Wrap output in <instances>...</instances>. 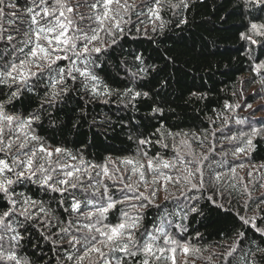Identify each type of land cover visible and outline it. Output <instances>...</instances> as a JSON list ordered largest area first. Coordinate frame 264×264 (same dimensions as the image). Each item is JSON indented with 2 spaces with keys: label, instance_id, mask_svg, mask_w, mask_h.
<instances>
[{
  "label": "trees",
  "instance_id": "obj_1",
  "mask_svg": "<svg viewBox=\"0 0 264 264\" xmlns=\"http://www.w3.org/2000/svg\"><path fill=\"white\" fill-rule=\"evenodd\" d=\"M25 2L31 6V0H20L21 5ZM96 2L67 0L74 11L66 15L89 35L90 28L98 27L93 13L103 11L100 6L91 8ZM125 2L130 6L127 11L116 3L110 5L113 13L120 14L115 19L122 16L126 21L121 23L122 32H114L116 43L112 44V35L101 31L104 47L101 53H93L86 65L99 78V94L91 91L90 83L85 87L84 78L76 73V81L66 80L69 91L49 106L46 100L51 89L46 73L43 79L30 81L31 90L23 88L19 98L5 103L8 115L38 117L30 125L29 135L39 139L29 147L38 148L42 143L49 151L66 149L78 158L74 161L67 154H54L51 165L46 156L38 158L37 164L56 168L55 179L65 178L64 172L71 170L61 169L57 161L81 168V172L76 173L80 179L72 181L77 187L65 193L27 180L11 185L7 196L0 192V214L13 207L9 197L17 201L15 215L0 224V255L15 253L19 264H76L84 248L82 237L87 230L83 225L97 220L86 213L105 206L110 196L124 202L108 210L103 224L135 222L137 226L126 231L133 233L137 248L142 249L145 241L153 243L149 233L155 237L153 255L138 251L134 257H125L124 264H143L145 259L149 264H245L257 246L264 247V67L257 68L264 63V36L251 34L252 23L264 25V6L254 0H160L159 5L156 0H120L121 5ZM77 12L85 17L83 22ZM0 23L9 28L6 18ZM114 23L109 20L106 26ZM73 34L74 28H70L67 35ZM77 44L82 47V42ZM6 47L0 42V56L10 59ZM67 55L71 60L57 61L58 67L70 68L75 61L83 70V58L77 59L71 52ZM13 91L15 86L0 84V102H7ZM136 92L148 95L133 98ZM253 129L256 135H252ZM17 136L24 139L17 127L5 124V141ZM140 140L149 143L141 145ZM241 148L243 152L237 151ZM16 154L14 146L10 154L0 153V159L11 164V155ZM128 159L134 163H122ZM165 162L170 166L165 168ZM106 163L108 176L100 167L83 171L88 165ZM138 164L144 166L140 169L143 180L139 172H132ZM197 168L203 173L202 189L191 187V183H199V173L189 178L191 182L184 179L189 170ZM6 175L14 179L12 173ZM164 176L174 182L166 183ZM126 184L134 185L133 189L125 188ZM153 191L152 203L134 198L139 193L149 197ZM26 198L37 205L21 203ZM74 200L80 202L78 211L71 208ZM193 207L198 211H190ZM25 208L31 219L20 215ZM6 225L23 240L13 241L15 232ZM64 228L67 231L61 232ZM74 236L81 243H69ZM167 238L177 244L167 243ZM234 242L237 251L227 257ZM160 248L164 253L157 251ZM121 256L117 251L108 259L115 264V258ZM255 258L257 264H264L258 253ZM0 264L15 262L0 259Z\"/></svg>",
  "mask_w": 264,
  "mask_h": 264
},
{
  "label": "snow or ice",
  "instance_id": "obj_2",
  "mask_svg": "<svg viewBox=\"0 0 264 264\" xmlns=\"http://www.w3.org/2000/svg\"><path fill=\"white\" fill-rule=\"evenodd\" d=\"M252 2V0H248ZM258 5L264 6V0H254ZM116 3L123 7L125 11L130 7L126 2L120 4V0H97L96 3L91 5L92 9H97L98 6L102 7V13H93L95 20L98 22V27L90 28L91 35L89 32L83 31L80 28H76V21L71 19L66 13H73V8L67 3V0H52V6L49 7V0H31V6H28L25 2L24 5L20 4V0H0V21L7 19L9 28H5L2 23H0V42H5L8 47L4 49L5 52L11 53V58L6 59L4 56H0V84H7L10 88L15 86L16 91L11 92L7 102H0V153L10 154L13 147H16L17 154L11 155V164L8 163L6 159H0V192L6 194L10 193V186L15 183H20L22 181H30L37 183L39 186L45 188L46 190H51L53 192L65 193L68 191V188H76L77 184L73 183V180H79L80 177L76 173L81 172V168L75 167L74 165H59L61 169H71L64 172L63 179H55L53 173L56 172V168L45 167L44 163L37 164V159H44L46 156L48 159L47 163L52 164L51 157L61 154H67L71 157L72 160H77L76 156H71L66 149L56 148L54 151H49L41 143L38 148L29 147L31 141H38V137L35 135H29L30 125L38 117L29 116L27 118H21L18 116L8 115L5 112V103H10L11 101L17 99L21 95V89L27 88L31 90L30 81L33 78L41 80L44 78L45 74H49L48 84L51 91L48 93V98L46 102L51 106L52 101H55L58 97H61L63 93L69 91L66 80L71 79L73 81L77 80L76 73L80 77L84 78L85 87H88L89 83L91 84V91L93 93L99 94L97 89V84L99 78L93 75L87 68V62L93 53H101L104 44L100 40V32L105 31L109 35H112V44L116 43L114 38V32L120 31L121 23L123 17L121 16L119 20H116V16L120 15L119 12L113 13V10L110 8V5ZM157 5H159L160 0H156ZM134 7V5L132 6ZM6 9L8 11H6ZM154 15L158 17V13L150 9ZM57 12L59 13L57 15ZM76 15L79 17V21L83 22L85 20L84 16L79 15L77 12ZM27 17V19H24ZM63 17V19H61ZM91 19V17H89ZM109 20H115V23L111 27H107V22ZM19 22V24H17ZM70 28H74V34L69 36L67 33ZM11 29V31H10ZM251 29L257 35L264 36V25H257L256 23L251 24ZM15 33V34H13ZM79 33V34H75ZM242 38L252 40L250 36H244ZM77 41L82 42V47L77 44ZM255 40H252V43H255ZM96 43H100V47L95 46ZM27 49V51H25ZM71 52L73 56L77 59L83 58L85 60V67L81 70L76 66V62L72 61V67L70 68H60L57 66V61L60 60H71V57L67 53ZM58 53H63L60 55ZM139 59V57L137 58ZM264 67V63L257 65V68ZM33 68L36 70L33 71ZM55 73V76L51 74ZM131 91V90H129ZM107 95V90L105 91ZM140 95L147 96V93L141 94L136 92L133 98ZM43 106V105H42ZM249 107H251L249 105ZM158 111V109H154ZM7 124L10 128L15 126L17 127L24 136V139L21 140L20 136H17L15 140L9 138L7 141L4 139V126ZM257 130H252V135H256ZM141 145L149 143L147 140H140ZM248 144H251V139L248 140ZM237 151L243 152L244 149H238ZM37 153L41 155L38 157ZM146 155V153H145ZM235 155V153H234ZM23 157L21 159L20 157ZM83 164V161H81ZM122 163L133 164L134 162L130 159L122 161ZM138 163V162H137ZM165 168L170 165L165 162L163 165ZM102 168L103 174L108 176V166L107 163L103 166L97 165H88L87 168H84L83 171L87 172L88 168ZM144 166L143 164H138V167L134 166L132 168L133 174L139 172L140 179H144V172L140 171ZM148 167L153 168L152 160L148 161ZM118 171V169H117ZM235 170L233 169V172ZM6 173H12L13 178H8ZM199 173L200 180L199 183H191L192 189L204 187L203 173L200 168L195 169V172L189 170V176L184 177L185 180L190 181V177ZM100 173L98 172L97 175ZM89 175H91L89 173ZM251 175V173H249ZM131 179V177H129ZM163 179L165 182L173 181V178L170 176H164ZM216 179L219 180L220 176L217 175ZM153 184L156 183L154 179ZM174 182V181H173ZM66 185L67 187H62ZM125 188L130 191L133 189L134 185L126 184ZM98 191V189H97ZM105 194H107L108 189L105 186ZM156 195L155 191L151 193V196L145 197L144 193H139L134 198L136 200L147 201L152 203L151 197ZM10 199V203L13 207H10L7 211L0 214V224H4L5 218L10 217V215H15V205L17 201L15 199ZM108 202L105 206H100L96 208V212L86 213L87 217L91 218L94 215L97 217L96 223H87L83 225V228L87 231L83 234L82 242L84 245L82 254L76 257V264H83L85 259L89 260V264H112V261L108 257L114 252H120L123 256L115 258V264H124L125 257L131 258L137 255L138 251H143L146 255H153V243L155 242V237L149 233V238L153 243L145 241L144 246L137 248V241L131 231H126V229H133L137 225L135 222L126 224L121 222L117 225H106L102 223V219L105 217L109 209H112L116 206L117 203H123L124 201H114L109 196ZM126 199H129L126 197ZM191 199H196V197H191ZM213 203L215 200L213 197H208ZM21 203L25 205L36 206L37 202L31 200L30 198L24 199ZM87 203L91 204L92 201ZM142 207H146L147 203H142ZM135 207V205H133ZM222 207V205H221ZM71 208L73 211H78L80 209V202L73 201ZM43 211V209H41ZM192 212H197L198 209L193 207L190 209ZM21 216H24L25 219H31L30 214L25 208L20 212ZM125 219H127V214H125ZM241 219L244 223H250L249 220ZM97 224H100V227H97ZM9 231L15 232V229L11 225H6ZM255 227V225H253ZM61 232H66L67 229H61ZM78 231H80L78 229ZM162 231V229H158ZM257 231H262L257 229ZM199 235V234H198ZM244 233H239V236H243ZM2 239V237H0ZM11 239L17 243L23 240V237L19 232H15V235ZM167 243L177 244V241L167 238ZM69 243L79 244L81 240H78L75 236L72 238V241ZM104 249H108L106 252ZM183 250L187 253L189 251L187 245H184ZM157 251L164 253L165 249L160 248ZM175 251V249H173ZM237 251V244L234 242L230 250L226 253L227 257L233 256ZM259 254L261 259H264V247L257 246L255 252L252 253L253 258L248 261L245 260V264H257L256 254ZM93 254L95 258L93 259ZM160 259L159 256L155 257ZM0 259H7L9 262L17 261L15 253H9L6 257L0 255ZM71 255L68 256V260H72ZM143 264H149V260L145 259Z\"/></svg>",
  "mask_w": 264,
  "mask_h": 264
},
{
  "label": "rangeland",
  "instance_id": "obj_3",
  "mask_svg": "<svg viewBox=\"0 0 264 264\" xmlns=\"http://www.w3.org/2000/svg\"><path fill=\"white\" fill-rule=\"evenodd\" d=\"M260 31H264V29H260ZM251 34L257 35L255 32L252 31V29H251Z\"/></svg>",
  "mask_w": 264,
  "mask_h": 264
}]
</instances>
